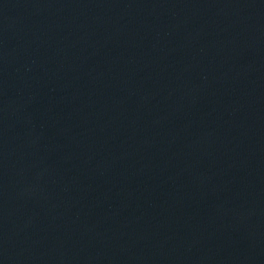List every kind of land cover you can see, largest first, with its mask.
Wrapping results in <instances>:
<instances>
[{"label":"water","instance_id":"obj_1","mask_svg":"<svg viewBox=\"0 0 264 264\" xmlns=\"http://www.w3.org/2000/svg\"><path fill=\"white\" fill-rule=\"evenodd\" d=\"M0 264H264V0H0Z\"/></svg>","mask_w":264,"mask_h":264}]
</instances>
